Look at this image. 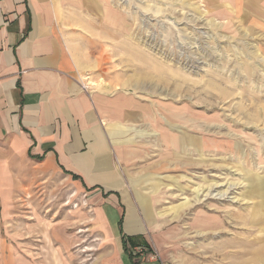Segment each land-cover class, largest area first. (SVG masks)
Masks as SVG:
<instances>
[{"label":"rangeland","instance_id":"obj_1","mask_svg":"<svg viewBox=\"0 0 264 264\" xmlns=\"http://www.w3.org/2000/svg\"><path fill=\"white\" fill-rule=\"evenodd\" d=\"M113 2L124 30L86 81L137 94L158 133L156 167L123 200L140 222L124 233L137 245L128 253L144 264H264V33L213 1ZM23 186L0 233L16 254L113 264L118 237L98 214L101 197L61 175Z\"/></svg>","mask_w":264,"mask_h":264},{"label":"crops","instance_id":"obj_2","mask_svg":"<svg viewBox=\"0 0 264 264\" xmlns=\"http://www.w3.org/2000/svg\"><path fill=\"white\" fill-rule=\"evenodd\" d=\"M208 1L264 33V0ZM124 24L113 0H0V233L23 185L61 175L103 199L98 214L118 237L113 264H144L126 249L137 245L124 233L137 234L140 222L124 201L127 185L156 167L157 127L137 94L86 81ZM0 264L44 263L16 254L0 235Z\"/></svg>","mask_w":264,"mask_h":264},{"label":"bare ground","instance_id":"obj_3","mask_svg":"<svg viewBox=\"0 0 264 264\" xmlns=\"http://www.w3.org/2000/svg\"><path fill=\"white\" fill-rule=\"evenodd\" d=\"M249 118V117H248ZM247 119V118H246ZM249 120V119H248ZM214 185H216V184H214ZM214 185L211 187V188H213L214 187ZM210 186V185H209ZM217 187V186H216ZM214 189H216V188H214ZM209 191V190H208ZM215 191V190H214ZM227 192V191H226ZM209 193H211V191H209ZM220 193V192H219ZM225 193V192H224ZM223 194H219V196L221 197ZM223 197V196H222ZM213 225H216V224H211V223H207L206 225H203L202 226V228L203 229H205V228H209V227H211V226H213ZM254 227V225H252L250 228H248L247 230H248V232L249 233H252L251 232V230L250 229H255V228H253ZM256 230V229H255ZM256 231H259V229L257 228V230ZM262 231V232H261ZM261 231H259V232H261V233H263V231H264V228H261ZM262 238H264V236L262 235V234H260V236H258V237H256V239H262Z\"/></svg>","mask_w":264,"mask_h":264}]
</instances>
